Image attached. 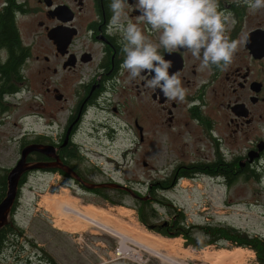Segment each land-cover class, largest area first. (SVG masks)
Masks as SVG:
<instances>
[{
  "label": "flooded vegetation",
  "instance_id": "flooded-vegetation-1",
  "mask_svg": "<svg viewBox=\"0 0 264 264\" xmlns=\"http://www.w3.org/2000/svg\"><path fill=\"white\" fill-rule=\"evenodd\" d=\"M109 3L110 0H0V11L7 6L15 9L23 50L16 53L22 58L19 74L11 77V82L19 85L16 93L24 84L35 96L43 89L50 99L63 101V132L59 140L51 141L48 132L41 142H35L38 134L26 136L14 148L16 161L12 166L5 167L0 161V175L7 171L6 195L8 174L23 152V168L33 167L25 169L19 178L11 212L21 206L25 187L34 175L59 174L84 194L100 197L98 188L88 189L84 182L116 179L104 163L114 162L107 151L114 148L118 132L131 133L135 141L132 144L140 143L147 151L156 148L159 176L148 184L147 191H137L166 198L159 203L152 200L154 207L173 212L170 220L153 223L159 232L164 228L171 235L185 221V208L164 196L183 180L193 182L200 192V200L192 207L203 217L201 222L185 224L203 229L207 240L217 245L227 240L226 229L233 227L215 222L208 189L221 193L219 206L225 209L240 203L235 198L250 194L253 201L242 202L252 204L264 227V8L252 11L245 0H219L220 10L232 13L234 23L227 25L230 38L236 39L242 33L247 36L227 71L201 69L199 61L183 49L172 54L160 50L165 59L173 62L170 71L181 73L182 84L188 90L185 101L177 102L166 100L158 89L147 88L144 79L131 80L126 72L121 75L122 37L116 30L111 34L107 31L112 15ZM127 11L128 20L135 22L139 13L132 8ZM143 27L156 39V34L146 25ZM10 57V50L1 47L0 62L6 63ZM3 81L0 74V84ZM34 85L41 86L33 89ZM115 116L129 121L116 124ZM31 143L53 148L45 153L25 152ZM143 164L148 166L149 162L144 159ZM254 236L264 238L259 233Z\"/></svg>",
  "mask_w": 264,
  "mask_h": 264
},
{
  "label": "rangeland",
  "instance_id": "rangeland-1",
  "mask_svg": "<svg viewBox=\"0 0 264 264\" xmlns=\"http://www.w3.org/2000/svg\"><path fill=\"white\" fill-rule=\"evenodd\" d=\"M19 23L21 24V20H19ZM28 34L32 35L31 33ZM26 40L29 41L30 39L27 37ZM40 86L34 85L33 89H39ZM20 88L19 93L4 98L2 103L4 109L0 112V121L2 122L0 124V161L5 167L12 166L15 163L16 151H14V148L20 142L23 143L26 136L48 132V136H52L50 140L55 139L56 141L59 140L63 132V110L60 108L63 101L50 99L43 89L35 96L34 91L29 90V85L25 86L23 84ZM134 101L135 98L132 97V102ZM115 117L116 124H122L124 120L129 121L124 116ZM27 140L31 142L33 139ZM132 142L135 143L131 133L116 132L114 148L107 151L110 156L114 157V162L106 161L104 166L116 178L115 180L128 184L129 187L132 186L144 193L148 190V184L157 180L159 176L156 148L153 147L147 151V147L144 148L140 146V143L132 144ZM39 144L31 143L29 145L38 146ZM99 159L105 161L104 158ZM144 159L149 162L148 166H144ZM30 179L23 192L21 206L14 214V220L24 227L25 238L28 236L29 239H34L35 243L40 245L37 248L43 249L59 264H137L129 260L110 261L111 253L113 254L117 242V247L121 249L118 240L120 237L117 238V235L83 222L70 220V224L77 226L72 229L65 225H59L63 224L64 219H67L66 215L63 217V214H65L63 208L59 212L61 203L69 204L76 210L83 212L89 211L92 213V210H94L92 214L96 219L128 234V237H133L132 239L139 240V242L148 243L149 236L160 239L161 246L164 243L167 244L162 248L165 249V253H168L171 257H179L188 264H262L257 260L254 250L237 248L239 245H235L231 240H223L216 245L213 240L206 239L203 229L192 227L195 235L193 238H197L199 244L206 243L199 249L194 246V240L191 243V240H187L183 234L174 237L152 230L141 221L139 210L136 207L124 203L111 204L98 196L84 194L77 187L71 186V182L63 180V177L59 174L46 177L34 175ZM206 192L212 195L213 206L211 211L216 212L213 213L216 223H229V226L241 228L252 235H255V233L264 235V227L256 218V210L252 204L242 202V200L253 201L254 198L250 194L235 198L240 203L233 204L225 209L219 206L221 193L211 192L210 189ZM199 193L195 190L193 182L183 180L175 189L165 192L164 196L176 202L178 206L185 208V222L188 225L203 220V217L200 216L201 212L192 207L193 202L200 200ZM155 195H151L146 200L153 202V199L159 197L166 200L158 193H155ZM262 200H264V197H262ZM125 201L136 205L133 199L126 198ZM178 202L181 204H178ZM157 210L158 216L151 223L160 224L164 220L171 219L173 212L167 213L165 208H157ZM223 210H226V212H222ZM79 223L81 224L78 226ZM162 229L165 231L164 228ZM81 233L83 239H80ZM22 241L26 243L25 240ZM26 246H28L27 243ZM29 248L31 247L29 246ZM140 248L133 246L134 251L142 254L143 260L147 261L142 264H167ZM239 249L245 252L242 259L237 254ZM28 253H25L24 257ZM33 258L36 259L37 257ZM105 260L109 263H105Z\"/></svg>",
  "mask_w": 264,
  "mask_h": 264
},
{
  "label": "clouds",
  "instance_id": "clouds-1",
  "mask_svg": "<svg viewBox=\"0 0 264 264\" xmlns=\"http://www.w3.org/2000/svg\"><path fill=\"white\" fill-rule=\"evenodd\" d=\"M245 3L252 11L264 8V0ZM129 8L139 13L135 22L128 20ZM109 9L107 31L116 30L122 37L121 75L126 72L131 80L144 79L147 88L160 90L169 101H185L188 90L181 73L170 71L173 62L165 59L161 49L168 54L183 49L199 61L201 69L224 72L247 40L243 33L236 39L227 34V25L234 21L231 12L220 10L219 0H110Z\"/></svg>",
  "mask_w": 264,
  "mask_h": 264
},
{
  "label": "trees",
  "instance_id": "trees-1",
  "mask_svg": "<svg viewBox=\"0 0 264 264\" xmlns=\"http://www.w3.org/2000/svg\"><path fill=\"white\" fill-rule=\"evenodd\" d=\"M20 45L21 42L18 36V29L15 24V9L13 6L4 7L0 11V48L6 47L8 50H10L11 57L6 63L2 64L0 62V74L2 75V78L4 80L0 84V101L2 103L6 96L16 94V91L19 88V85L11 82V77L17 76L19 74V65L22 58L21 56H16V53L23 51ZM44 137L45 136L43 134H38L35 142L43 141ZM1 175L0 203L6 197L7 171L4 170ZM130 187L135 191L137 195L143 196V194L137 191L138 189H135L132 186ZM97 192L100 193L101 199L111 204L124 203L136 207L139 210L141 221L147 226H149V224H152L151 222H154L152 220H156V217L158 216L157 207H154L153 202H151L150 200H142L139 198L135 199L130 195L129 192L125 190L114 188H98ZM126 198L135 200L136 205L126 202ZM161 199L162 198L159 197L153 199V201L159 203ZM14 214L15 211H12L8 220L0 225V264H59L51 255L46 254L43 249L37 248L39 246L35 243L34 239H29L28 236L27 238H25L26 233L24 232V227L20 226L18 222L14 220ZM179 226L180 229L171 234V236L175 237L183 234L185 235L187 240H191V243H193L192 241L194 240L193 244L198 249L206 245V243L199 244L197 241L198 239L193 238L195 237V235L193 234V228L187 227L185 221H182ZM161 232L166 235H170L167 230L164 231L162 229ZM226 233L227 236L225 237V239L231 240L232 243H235V245H239V247L241 248H250L254 250L257 255V260L260 263L264 264L263 237L254 236L248 231L236 227H228L226 229ZM218 236H220V232L217 233V237ZM22 240H25L28 246H26V243H24ZM29 246L31 248H29ZM25 253L28 254L24 257ZM33 257L37 258L34 259Z\"/></svg>",
  "mask_w": 264,
  "mask_h": 264
},
{
  "label": "bare ground",
  "instance_id": "bare-ground-1",
  "mask_svg": "<svg viewBox=\"0 0 264 264\" xmlns=\"http://www.w3.org/2000/svg\"><path fill=\"white\" fill-rule=\"evenodd\" d=\"M51 207L53 208L52 205ZM61 208H63V213H65L63 214V217L64 215H66L67 219L66 220L64 219L63 224H59V225L61 226L65 225V226L70 227V229H72L73 227H77V226H75L74 224H70L69 222L70 220L74 222H83L84 224L95 225V227L101 228V230L107 231L113 235H117V238L120 237V239L118 238V240L120 241V246H121V249L120 248L117 249L118 254L125 256L127 258H130L132 259V261H140V262L143 261L142 254L136 253L133 249V246H136L137 248L141 247L140 249H143L144 251L146 250L145 252L148 251L147 252L148 254L157 257L163 263L165 262L167 264H188L185 262V260H182L179 257L178 258L171 257L169 256L168 253H165L164 252L165 249H162V248H164L167 244L164 243L163 246H161L160 239L149 236L148 243L141 242V241L139 242V240L132 239L133 237L132 238L128 237L127 236L128 234L118 231L115 228H112L111 226H109L108 224H105L101 222L100 220L96 219L95 216L92 214L94 210H92V213H90L89 211L83 212V211L76 210L74 207H72L69 204L65 205L63 203L60 204L59 212ZM80 224L81 223H79L78 226ZM237 254L239 255V258L242 259L243 254H245V252L244 250L239 249L237 251Z\"/></svg>",
  "mask_w": 264,
  "mask_h": 264
},
{
  "label": "water",
  "instance_id": "water-1",
  "mask_svg": "<svg viewBox=\"0 0 264 264\" xmlns=\"http://www.w3.org/2000/svg\"><path fill=\"white\" fill-rule=\"evenodd\" d=\"M138 124V123H137ZM139 130L142 131V127L139 126ZM52 146H44L43 144L37 145H29L25 148V152H32V151H38V152H46L47 150H51ZM25 162V155L23 152V155L17 165L9 172L8 174V180H9V188L7 195L5 199L0 203V225L3 224L8 220L9 214L11 212L12 206L17 198L18 194V185H19V178L22 174V172L25 169H32L33 167L29 168H23V164ZM146 164V163H145ZM84 186L88 189H94V188H114V189H122L127 192H129L133 197L146 200L148 197H151L150 195L145 196H139L135 193V191L120 182L116 181H109V182H99V183H85ZM150 229H154L155 225H149Z\"/></svg>",
  "mask_w": 264,
  "mask_h": 264
},
{
  "label": "built area",
  "instance_id": "built-area-1",
  "mask_svg": "<svg viewBox=\"0 0 264 264\" xmlns=\"http://www.w3.org/2000/svg\"><path fill=\"white\" fill-rule=\"evenodd\" d=\"M39 204V203H38ZM80 239H83L82 238V233H81V236H80ZM117 245H118V242H117V244H116V246L114 247V249H113V254L111 253V258H110V261H116V260H130L129 258H127V257H125V256H122V255H120V254H118V247H117ZM127 258V259H126ZM132 261V260H131ZM134 262H136V263H139V264H142V263H146L147 261L146 260H143V261H134Z\"/></svg>",
  "mask_w": 264,
  "mask_h": 264
}]
</instances>
